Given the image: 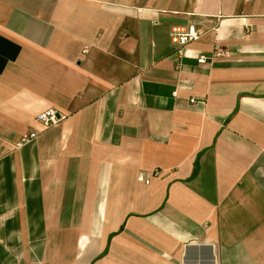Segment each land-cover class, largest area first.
<instances>
[{"label": "crops", "instance_id": "obj_1", "mask_svg": "<svg viewBox=\"0 0 264 264\" xmlns=\"http://www.w3.org/2000/svg\"><path fill=\"white\" fill-rule=\"evenodd\" d=\"M0 264H264V0H0Z\"/></svg>", "mask_w": 264, "mask_h": 264}, {"label": "built area", "instance_id": "obj_2", "mask_svg": "<svg viewBox=\"0 0 264 264\" xmlns=\"http://www.w3.org/2000/svg\"><path fill=\"white\" fill-rule=\"evenodd\" d=\"M170 37L174 46V53L180 61L181 58L185 55L186 46L194 41H197L201 37V32L196 29L195 25H190L187 28L174 27L170 33ZM225 53L226 51L221 47H217L214 51L215 56L224 55ZM206 62L207 57L200 56L198 58V63L202 64ZM191 101L195 102V99H192ZM67 117V113L60 111L56 107H49L39 112L36 115V122L40 126V129H34L30 131L27 136L21 139V141L18 143V146L38 138L42 130L56 126Z\"/></svg>", "mask_w": 264, "mask_h": 264}]
</instances>
